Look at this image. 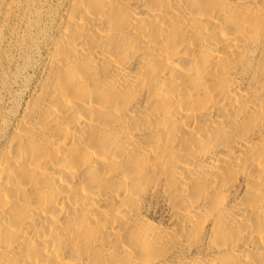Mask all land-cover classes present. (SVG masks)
<instances>
[{
	"label": "bare ground",
	"instance_id": "bare-ground-1",
	"mask_svg": "<svg viewBox=\"0 0 264 264\" xmlns=\"http://www.w3.org/2000/svg\"><path fill=\"white\" fill-rule=\"evenodd\" d=\"M58 7L1 114L0 264H264V0Z\"/></svg>",
	"mask_w": 264,
	"mask_h": 264
},
{
	"label": "rangeland",
	"instance_id": "rangeland-1",
	"mask_svg": "<svg viewBox=\"0 0 264 264\" xmlns=\"http://www.w3.org/2000/svg\"><path fill=\"white\" fill-rule=\"evenodd\" d=\"M58 8V0H0V120L35 82ZM163 215L159 206L153 209L154 218Z\"/></svg>",
	"mask_w": 264,
	"mask_h": 264
}]
</instances>
